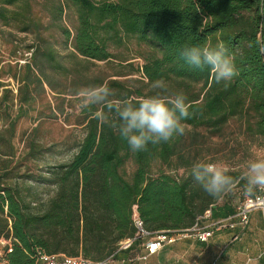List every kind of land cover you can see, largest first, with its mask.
I'll use <instances>...</instances> for the list:
<instances>
[{
    "label": "trees",
    "instance_id": "obj_1",
    "mask_svg": "<svg viewBox=\"0 0 264 264\" xmlns=\"http://www.w3.org/2000/svg\"><path fill=\"white\" fill-rule=\"evenodd\" d=\"M27 1L0 0V29L24 35L34 32L38 37L23 47L30 59L22 66L20 60L13 66L0 55V154L9 158L0 160V240L14 241L13 253L5 260L36 264L43 253L116 261L141 248V241H136L128 250H120L121 243L136 236L135 212L148 232L170 236L204 227L209 211V221L220 219L215 209L228 195L214 199L191 176L195 161L190 149L197 142L195 136L190 137L189 148H183L186 138L182 135L157 146L149 144L147 151L133 152L111 126L113 120L119 123L114 112L107 113L103 106L82 111L85 137L69 162L47 169L43 183L54 187L55 193L40 209L10 184L24 176L21 163L12 167L17 155L12 141L19 121L49 93L54 99L77 97L80 88L103 84L113 91L110 99L114 103L137 102L157 93H183L190 105V116L182 121L185 128L221 136L231 123H237L251 136L264 139V0H58L52 6V22L61 25L67 53L42 37L43 27L31 17ZM67 8L77 14L73 33L62 23ZM122 34L155 53L137 70L143 75L137 90L90 74L92 64L114 59L109 45L121 44ZM2 40L13 52L24 44L16 37ZM221 42L234 57L238 71L231 80L217 83L208 68H192L179 56L185 43L215 47ZM7 69L17 94L3 81ZM158 80L164 88H153ZM97 111H104L109 123L99 120ZM130 159L136 170L128 181L121 169ZM156 163L168 172L153 173ZM180 170H185L182 176L177 174ZM256 194L257 190L247 198ZM221 207L234 216L240 206L235 210L224 203Z\"/></svg>",
    "mask_w": 264,
    "mask_h": 264
},
{
    "label": "rangeland",
    "instance_id": "obj_2",
    "mask_svg": "<svg viewBox=\"0 0 264 264\" xmlns=\"http://www.w3.org/2000/svg\"><path fill=\"white\" fill-rule=\"evenodd\" d=\"M57 1L28 0L27 2L31 17L43 27L42 37L50 39L59 52L67 53L60 32L61 25L59 23L55 25L52 22L54 17L52 6L57 4ZM76 15L74 8L65 9L63 15L62 23L72 33L76 26ZM14 37L24 43L17 52H13L12 46L4 44L2 40L11 41ZM121 38V44L111 43L109 45V52L114 56V59L108 63L92 64L90 74L103 75L110 80L125 83L130 89L137 90L141 87L140 83L143 78V75L137 73V70H142L146 61L154 57L155 53L146 45L139 43L134 37L122 34ZM37 39L34 32L24 35L11 29H0V55L5 61L10 60L13 66L16 64V60H20L19 64L22 66L30 59V54L23 47L31 45ZM8 73L7 69L3 81L6 84L10 83V89L14 94H17L16 84L12 80H8ZM48 103H50V109ZM78 104V97L65 96L54 99L53 95L49 93L46 99H40L34 110L27 117L21 119L17 125L16 135L12 141L17 155L12 167L15 163H21L24 176L14 179L10 184L19 187L27 201L35 203L33 206L36 209H40L55 193L54 187L46 186L43 183L44 177L48 176L47 169L69 162L77 153L85 137L84 116ZM2 130L3 125L0 122V132ZM184 135L186 144L183 148L191 146V136L197 138L194 147L190 149L194 151L195 162L206 161L207 163L222 164L231 169L230 174H240L250 159L264 158V139L251 136L237 123H231L221 136H212L205 130L195 131L191 128H185ZM4 136L9 138L7 133ZM196 151L199 154H196ZM1 159L9 158L0 154ZM135 170L136 166L130 159L121 169V173L126 180L131 181ZM160 170L168 172L159 163L153 165V173ZM175 173L171 172V174ZM184 173L185 170L177 172L180 176ZM249 195L250 193L244 191L243 188H237L234 193L227 196L221 205L227 203L236 210ZM141 253L142 248H135L128 255H121L116 261L111 260L110 264H121L118 263V260L123 259L130 262L126 261L122 264H149L150 260L148 262L137 261Z\"/></svg>",
    "mask_w": 264,
    "mask_h": 264
},
{
    "label": "clouds",
    "instance_id": "obj_3",
    "mask_svg": "<svg viewBox=\"0 0 264 264\" xmlns=\"http://www.w3.org/2000/svg\"><path fill=\"white\" fill-rule=\"evenodd\" d=\"M179 56L190 67L203 71L208 68L215 80H231L238 75L234 57L221 42L215 47L209 44L185 43L179 50ZM163 81H156L153 88H164ZM78 107L82 111H92L103 106L107 113H115L116 119L111 126L116 128L119 136L126 141L133 152L147 151L148 145H160L171 141L176 136L185 134L184 119L189 118L190 105L183 93L175 95H155L142 98L137 102L110 99L113 91L103 85H89L76 92ZM96 117L109 123V116L104 111H97ZM231 169L218 163L195 162L191 166L192 178L214 199H223L243 186V190L253 193L264 191V158L250 159L239 175L230 174Z\"/></svg>",
    "mask_w": 264,
    "mask_h": 264
},
{
    "label": "crops",
    "instance_id": "obj_4",
    "mask_svg": "<svg viewBox=\"0 0 264 264\" xmlns=\"http://www.w3.org/2000/svg\"><path fill=\"white\" fill-rule=\"evenodd\" d=\"M219 205L215 213H220V219L231 220L233 215L227 214ZM209 221L207 224L213 222ZM234 228H225L214 234L207 242L197 239L195 233L179 234L177 240L166 245L164 249L140 262L149 264H264V212L255 211L250 214L248 226L243 230L238 219L229 221ZM206 224V225H207ZM130 262L118 260V263Z\"/></svg>",
    "mask_w": 264,
    "mask_h": 264
},
{
    "label": "built area",
    "instance_id": "obj_5",
    "mask_svg": "<svg viewBox=\"0 0 264 264\" xmlns=\"http://www.w3.org/2000/svg\"><path fill=\"white\" fill-rule=\"evenodd\" d=\"M255 211H263L264 212V191L257 189V194L253 197L247 198L238 208L237 214L233 219L239 220V225L244 230L249 223L250 214ZM211 217V212H207L205 219L209 220ZM231 219V220H233ZM231 220H223V221H213L204 227L195 226L193 229L187 231V233H195L197 239L200 242H207L210 238L214 236V234L222 231L225 228H234L235 224H229ZM134 226L136 228V236L132 240H127L120 244V250L125 251L128 250L134 242L141 241V248L144 251V255L140 257V260L146 261L149 257L155 255L166 245L172 244L177 240L174 236H170L166 232L160 233H151L148 232L139 215L135 212L134 214ZM14 241L13 239H1L0 240V264H10L7 260H5V256L13 253ZM111 259L101 261V262H93L82 257L78 258H70V257H59V256H49L43 253H39L38 261L36 264H110Z\"/></svg>",
    "mask_w": 264,
    "mask_h": 264
}]
</instances>
